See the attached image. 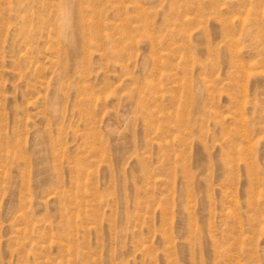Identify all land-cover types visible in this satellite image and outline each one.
I'll return each instance as SVG.
<instances>
[{
  "label": "rangeland",
  "instance_id": "obj_1",
  "mask_svg": "<svg viewBox=\"0 0 264 264\" xmlns=\"http://www.w3.org/2000/svg\"><path fill=\"white\" fill-rule=\"evenodd\" d=\"M0 264H264V0H0Z\"/></svg>",
  "mask_w": 264,
  "mask_h": 264
}]
</instances>
